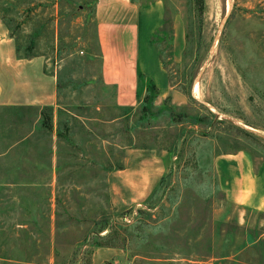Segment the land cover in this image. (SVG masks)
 <instances>
[{
	"label": "rangeland",
	"instance_id": "rangeland-1",
	"mask_svg": "<svg viewBox=\"0 0 264 264\" xmlns=\"http://www.w3.org/2000/svg\"><path fill=\"white\" fill-rule=\"evenodd\" d=\"M163 1L153 38L169 92L142 81L121 108L99 76L95 0H0L2 93L51 92L59 105L52 198L22 189L5 223L22 225L0 230V264H88L96 243L118 249L116 264H264V213L227 202L211 163L239 148L264 160V0ZM21 109L31 118L35 106ZM140 147L161 155L162 177L116 211L106 173Z\"/></svg>",
	"mask_w": 264,
	"mask_h": 264
},
{
	"label": "crops",
	"instance_id": "crops-1",
	"mask_svg": "<svg viewBox=\"0 0 264 264\" xmlns=\"http://www.w3.org/2000/svg\"><path fill=\"white\" fill-rule=\"evenodd\" d=\"M164 13L163 0H95L99 76L104 85L112 87L114 105L128 108L136 102L142 82L139 75L153 83L158 98L168 94V73L152 42ZM175 27L178 46L182 35L179 20ZM43 98L29 102L8 100L0 83V230L22 225L20 220H10L11 225H5L8 215L15 214V207L19 212L22 189L33 191L31 196L52 198L58 164L59 105L51 92ZM29 105L35 106L31 118L23 116L26 111L21 109ZM211 163L216 185L227 202L264 213V160L254 162L247 151L239 148L214 153ZM163 171L164 161L153 147L128 150L121 164L109 169L105 176L106 193L114 210L145 200ZM51 208L44 212L51 213ZM118 252L113 245L96 244L88 264H116Z\"/></svg>",
	"mask_w": 264,
	"mask_h": 264
},
{
	"label": "trees",
	"instance_id": "trees-1",
	"mask_svg": "<svg viewBox=\"0 0 264 264\" xmlns=\"http://www.w3.org/2000/svg\"><path fill=\"white\" fill-rule=\"evenodd\" d=\"M155 34V33H154ZM152 42L155 44V42H154V38L152 37ZM157 47V46H156ZM158 49V48H157ZM159 52V51H158ZM139 77H140V81H145V82H147V85H148V83H149V85H150V87L153 89V94L155 95V89H154V85H153V83L148 79V78H144L143 76H141V75H139ZM96 244H98V245H100V244H102V243H96ZM105 245V244H104ZM106 245H108V244H106Z\"/></svg>",
	"mask_w": 264,
	"mask_h": 264
}]
</instances>
